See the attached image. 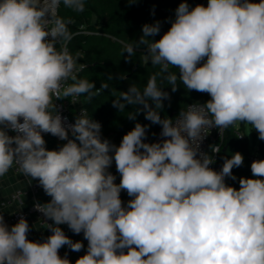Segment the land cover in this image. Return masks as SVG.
Segmentation results:
<instances>
[{"label":"clouds","instance_id":"clouds-1","mask_svg":"<svg viewBox=\"0 0 264 264\" xmlns=\"http://www.w3.org/2000/svg\"><path fill=\"white\" fill-rule=\"evenodd\" d=\"M86 2L0 0V178L15 169L28 185L38 181L50 200L33 207L51 233L30 240L23 215L9 226L0 212V264H72L59 250L80 252L84 244L61 225L88 242L75 264H264V159L251 163V177H240L236 188L226 178L236 180L243 155L225 157L216 171L213 156L200 151L211 129L242 123L264 141V0L194 7L182 0L162 35L156 21L142 26L135 43L122 42L126 60L144 47V62L159 72L143 89L130 84L120 91L113 107L122 113L134 106L129 120L142 111L163 139L147 142L149 125L137 122L118 146L102 138L101 124L83 108L66 124L56 103L76 104L85 94L91 100L100 91H93L95 81L78 79L86 66L68 49L72 21L59 14L61 4L83 13ZM162 75L172 92L179 81L210 99L188 104L175 120L162 118L170 99L157 83ZM42 133L66 143L49 150ZM113 162L118 184L109 171ZM122 191L131 198L126 205ZM24 197H13L20 208Z\"/></svg>","mask_w":264,"mask_h":264},{"label":"trees","instance_id":"trees-1","mask_svg":"<svg viewBox=\"0 0 264 264\" xmlns=\"http://www.w3.org/2000/svg\"><path fill=\"white\" fill-rule=\"evenodd\" d=\"M165 0H138L137 3L129 5L127 0H87L85 11L76 13L70 9L64 8L61 4L59 9L60 16L72 21L69 24L70 31L74 34L73 39L68 43V49L72 54L80 53L78 63H83L86 67L79 72L78 79H88L95 81L96 88L100 91L91 100L87 95H82L85 100L90 118L98 121L102 128V138L108 139L112 144L119 145L122 137L130 131L135 123L149 125L147 130V142H152L157 132L161 129L159 125H153L145 119L143 112L137 114L135 120H129L127 115L134 112V106L127 107L124 112L119 113L113 107L115 96L120 91H126L130 84H136L143 89L146 86L148 78L159 72V68L145 63L143 60V50L141 47L137 50L131 60H126L127 53L122 55L123 43H135L142 33L144 24H153L159 21L161 24V33L164 29H169L171 21L169 15L163 11ZM158 36L150 39H156ZM171 72H177L178 69H169ZM113 79L109 80V75ZM166 75V74H163ZM162 76L157 77V83L164 90L169 92L170 99L163 102L161 117L174 116L184 110L190 103L206 102V95L196 91L188 92L182 83L177 81L178 90L171 91V86ZM119 77H125L120 79ZM106 83L108 89H101V84ZM142 108V106H139ZM240 131L233 126L225 131L223 146L214 166L222 168L224 158H231L235 152H240L244 157V163L239 168L233 169V175L236 180L226 178V183L236 188L239 187L240 177H251L249 164V149L246 139L239 138ZM259 151L264 158V141L260 142ZM208 154L211 155V149ZM121 198L127 201L131 199L126 191L121 192Z\"/></svg>","mask_w":264,"mask_h":264},{"label":"built area","instance_id":"built-area-1","mask_svg":"<svg viewBox=\"0 0 264 264\" xmlns=\"http://www.w3.org/2000/svg\"><path fill=\"white\" fill-rule=\"evenodd\" d=\"M255 2H258V0H255ZM167 30L168 29H164L163 33L165 31H167ZM156 39H159V37L156 38ZM144 52H146V48H145V50H143V53ZM170 69H172V68L170 67ZM77 75H78V73H77ZM204 94L206 95V100H209L210 97L208 96V94H206V93H204ZM69 99H71V98H69ZM79 99H80V102L79 103H76V104H72L70 102V100H68V99L59 100V101L56 102L57 103L58 110L60 111V114H61L62 118H65L66 119V124H68V123H74L75 117L80 114V111H81L82 108L84 110H86V112L88 114L87 108L85 107V100H84V98L81 96ZM190 104H192V103H190ZM187 106L188 105H186V107L184 108V110L187 108ZM88 116H89V114H88ZM177 116H178V114L175 115V116H173L172 119L173 120L177 119L178 118ZM219 131H221V130H217L215 128L211 129L210 134L202 141L201 146H200V151L205 152V153H208L209 149H211V155L213 156V159H214L215 163H216V161L218 159V154L220 152L219 153H214L213 150L215 148H217V147H219L220 150H221V148L223 146V141H224V136H225L226 129L222 130L221 131V134L219 133ZM160 132H161V129L157 132V134L155 135V137H154V139H153L152 142H158V141H160V140L163 139L160 136ZM9 135H15V133L10 131L9 132ZM42 135L44 136V138H46L48 136H52L51 134H44V133H42ZM54 138H55L56 142L58 144H60V146H62L64 143H66V141H61L57 137H54ZM239 138L240 139H244L241 134H239ZM259 156L260 155H257V154H250V156H249V164L251 165V163L254 160L260 159ZM210 167H212L213 169L215 168L214 164L210 165ZM109 171L114 176H116V181L115 182L118 184L119 183V180H120V175L116 171L115 162H113L112 166L109 168ZM37 191H38V186L36 184H33L26 191L17 190V191H15L14 193H12L11 195H9V197H7L5 199L2 198V197H0V212H2V214L4 215L5 221H6V223L8 225L15 224L18 221L20 215H23L27 220L30 219V218H35L36 221L38 222V224L41 226L42 222H40V221L41 220H44V217H43L42 213L34 210V207H33L34 202H36L34 199H35V195H36ZM17 192H25V196L26 195L30 196V198L33 200V203L24 212H15L13 214L6 215L4 213V210L8 206H10L13 203H19V200L13 198ZM121 199H122V201L126 205L127 204V200L126 199H123V198H121ZM47 222L48 223H51V221H47ZM45 232H46V235L47 236L51 234L50 233V230H48V229H45ZM65 248H66V246L62 247L59 250V255L61 257H63V250Z\"/></svg>","mask_w":264,"mask_h":264},{"label":"crops","instance_id":"crops-1","mask_svg":"<svg viewBox=\"0 0 264 264\" xmlns=\"http://www.w3.org/2000/svg\"><path fill=\"white\" fill-rule=\"evenodd\" d=\"M46 141V147L49 150H56L60 147V144H58L53 136H48L44 138ZM256 154V153H255ZM258 155H261L259 152ZM262 156V155H261ZM263 157V156H262ZM36 184L38 186V191L35 195V201L40 203H45L50 200V197H48L43 189L38 185V181L33 180L30 185H28L27 179L23 177L22 174L18 173L15 169L10 170V172L5 176L0 178V197L7 198L9 195L14 193L17 190H23L26 191L31 185ZM33 203V200L30 198V196L26 195L24 197V206L22 208L20 203H13L10 206H8L4 213L6 215L13 214L15 212H24L27 210L30 205ZM31 231L28 233V238L33 241H43L46 238V232L43 227H41L35 218H30L27 220ZM13 225V224H11ZM9 225V226H11ZM65 234L69 236L74 242L75 241H82L84 244V248L80 252H74L71 251L67 246L63 250V256L67 254V257L72 262V264H75V261L82 255L86 253L87 250V240L84 239L83 233L77 235L74 234L67 225H61L60 226Z\"/></svg>","mask_w":264,"mask_h":264},{"label":"rangeland","instance_id":"rangeland-1","mask_svg":"<svg viewBox=\"0 0 264 264\" xmlns=\"http://www.w3.org/2000/svg\"><path fill=\"white\" fill-rule=\"evenodd\" d=\"M170 21L173 19L169 18ZM233 128L237 131H240V134L242 135L243 138L246 139V142L248 143V149L250 154H259V146L261 140L258 139V133L254 130L251 129V125L247 124H237L233 126ZM260 159H264L261 155L259 156Z\"/></svg>","mask_w":264,"mask_h":264},{"label":"water","instance_id":"water-1","mask_svg":"<svg viewBox=\"0 0 264 264\" xmlns=\"http://www.w3.org/2000/svg\"><path fill=\"white\" fill-rule=\"evenodd\" d=\"M182 0H165L163 3V11L169 15V18L175 19V9L178 7L179 3H181ZM187 3L190 5V7H194L197 4H203L207 5V0H187ZM177 75L179 76V73L177 72ZM174 116V113L170 115L169 118H172ZM221 168L219 165H217L214 170L219 171Z\"/></svg>","mask_w":264,"mask_h":264}]
</instances>
